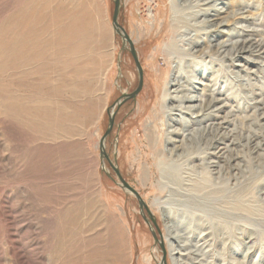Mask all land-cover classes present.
<instances>
[{
  "label": "bare ground",
  "instance_id": "bare-ground-1",
  "mask_svg": "<svg viewBox=\"0 0 264 264\" xmlns=\"http://www.w3.org/2000/svg\"><path fill=\"white\" fill-rule=\"evenodd\" d=\"M45 3L46 8H49L51 3L55 4L51 18L43 15L41 0L33 2L34 5L29 6L30 8L23 0H19L15 15L5 19L0 26V181L6 180L8 175L10 177L14 175V183L21 182L27 172L26 153L30 151L35 154L41 150L44 161L39 160L40 163L37 165L33 163L32 169L34 172L39 168L47 170L45 179L41 181L50 180V183H57L60 176L54 156L57 148L53 145L56 146L58 140H72L77 136L76 131L71 128L74 118L77 117L76 106L72 103L75 96L69 92L75 90L76 77L82 76L87 80L85 90L93 87L95 81L91 76H95V67L99 62L97 50H102L104 58L102 61L106 63V59L111 55L109 52L112 42L111 27L103 22L100 11H103L106 17L105 6L101 7L98 0H90L87 8H81L74 0H46ZM221 4L227 3L225 0H170V23L167 27L169 40L159 49V54L167 66L166 74L169 78L165 82L161 81L162 111L168 116L172 110H176L190 117V119L180 117L182 125L186 128L183 133H179L180 146L174 145L170 153L165 150L167 155L163 158L159 155V163L154 171L157 177L153 190L155 201H150L151 207L157 211L164 223L165 240L172 264H213L218 259L215 249L219 241L230 238V226L239 228L240 223L245 220L238 214L232 215L233 212L226 210V206L220 208L217 203L225 198L228 191L224 188L226 184L221 181L225 178L224 168L228 169L226 180L230 175L236 174L229 173V170L238 171L240 177L248 171L247 166L242 168L244 166L239 164L241 161L244 165L249 163L248 159L236 154L235 147L247 149V152L252 151V154L258 151H260L258 155L264 153V123L260 122L264 119V97L257 100L254 95L259 94L252 91L244 96L254 109V119L251 120L254 127H248L246 134L236 131L238 130L236 125L230 119L234 116L231 114L233 110L223 116L219 115L226 105L219 104L231 99V92L224 95L225 98L216 97L222 94L217 89L220 83H224L223 88L227 90L228 84L233 85L234 82L240 86L253 85L251 83L253 78L248 76L254 71L246 70L245 77L239 76L229 69L228 65L223 64L222 59L239 66L233 64V60L242 58L252 62L259 73L264 74L263 42L248 44L250 42L246 39L231 45L228 50L223 51L221 60L219 58L217 60L222 63L221 68L225 67L224 71H227L231 81L225 84V81H220L216 76L208 79V83L200 84L202 86L201 89L198 88L200 95L196 97L187 95L191 89V81H187V78L194 69L193 59L205 56L207 51L200 48L185 50L183 45H197L198 41H194V38L200 32L206 35L222 32L220 29L225 26V22L223 19L218 21V15L223 10L222 7H217ZM239 9L232 11L230 16L248 20V17L242 15L246 11L240 12ZM190 32H193V35H190ZM215 38L216 36L208 37V49L213 47L211 42ZM215 46L216 52L222 54L220 50L224 47V42L218 41ZM246 54L260 61H253L245 57ZM104 73L105 71L98 69L96 76L103 79ZM32 76L34 78H31ZM254 77L260 78L256 74ZM171 86L174 88L170 89ZM13 87L19 90L12 91ZM24 87L32 89L30 91L33 93L28 92L30 95L28 98L20 94ZM57 92L63 95L57 97L55 96ZM34 95H38L35 101L31 100ZM23 100L28 104L23 105ZM168 100L176 102L177 105L169 108L165 105ZM98 114V110L90 109L89 124L96 120ZM12 121L27 122L33 127V133L26 140L13 142L8 130V125ZM177 122L181 123L180 120ZM229 124L233 125V129L228 130ZM173 143H177L176 140ZM51 149V156L49 154L45 156ZM85 150L80 151L82 169L88 168L83 178L86 184L95 185L93 178L96 176L97 161L91 159ZM14 154L16 155L13 158ZM198 165L212 179L210 182L207 181V186L203 185L206 183L197 181ZM34 181L40 179L36 177ZM46 189L41 187V192ZM1 191L8 200L0 207V219L4 224L6 243L16 264H66V262L93 264L96 253L91 249L93 242L96 236L106 235L110 238L111 264H127L128 243L124 238V232L116 223L107 224L108 220L113 221L114 217L108 210L103 209V206L99 207L103 212L101 214L100 210L95 211L97 209L95 204H91L94 215L90 218L92 222L90 226L79 224L82 215L79 210L73 207H67L61 213L58 210L56 217L63 221L60 239L53 240L52 237L46 241L43 236L46 229L41 225L40 237L38 228H34L33 222L28 218V210L22 202L23 195L15 192L14 198L10 200L13 194L4 191L3 188H0ZM235 197L226 199L232 203L233 200L245 196ZM206 203L211 204V207L209 208ZM204 208L217 215L220 212L222 214L211 218L204 212ZM239 211L247 215L246 209ZM42 213L50 215L48 211ZM44 217L41 214V220ZM253 234L247 236V239L251 240ZM247 249L246 253L249 254L253 248L250 246ZM222 256L219 257L222 264H245L243 261L240 263L230 257H224L223 254Z\"/></svg>",
  "mask_w": 264,
  "mask_h": 264
},
{
  "label": "rangeland",
  "instance_id": "rangeland-1",
  "mask_svg": "<svg viewBox=\"0 0 264 264\" xmlns=\"http://www.w3.org/2000/svg\"><path fill=\"white\" fill-rule=\"evenodd\" d=\"M23 1L25 4H28V7H32L34 5L33 2L37 0ZM74 1L81 8H87V5H90V0ZM98 1L101 7L104 8L105 6L106 17H104V12L100 11L103 22L111 27L112 42L109 50L111 55L106 59V63L102 61L104 60L102 50H97L96 56L99 58V62H97L95 67V76H91L94 79L93 81H95L93 87L85 90L84 87L87 80L82 76L79 78L76 77L75 90L74 92H69V94L75 96L72 99V103L76 106L75 111L77 117L74 118L75 121L71 125V128L76 131L77 136H74L72 140H58L56 146L53 145V147L57 148L54 156H56L58 175L60 176L57 183H50V180L41 181L45 179L47 170L45 171L43 168H39L34 172L32 169V166H34L33 163L37 165L44 159V154L39 150L35 154L30 151L26 153L27 172L24 174L21 182H15L18 183L16 185L14 183L15 176L10 177L8 175L6 176V180L0 181V188L10 192L11 195L13 194L10 200L14 198L15 192L23 195L22 202L28 210L27 216L33 222L34 228H38L40 237L41 225L46 229L43 234L46 241L52 237H54L53 240L60 239L63 221L56 217L58 210L61 213L65 208L73 207L82 214L79 219V224L90 226L92 223L90 218H93L94 215L91 209L93 205L91 204H95L97 208L95 211L100 210L99 207L103 206V209L108 210L110 212L109 214L114 217L113 221L112 219L109 221L108 216L107 224L116 223L120 227V230L124 232V238L128 243V249L126 251L128 254L127 264H159L162 259V250L158 244H155L150 227L142 219L137 200L134 196L123 191L110 179V177L115 179L113 171L107 161L104 160L102 162L100 160L99 140L108 128L107 110L123 94H130L137 88L138 73L128 51V45L123 46L121 38L113 30L111 22L114 9L113 0ZM45 2L46 0H41V11L47 18H51L55 4L51 3L50 7L46 8ZM18 3L19 0H0V26L5 19L7 20L12 15H15L19 6ZM169 3L170 0H120L117 21L133 42L143 72V83L141 90L134 99L127 100L119 108L113 110L115 111L113 127L104 142V150L110 161L118 168L122 178L139 193L152 214L160 236L153 226L152 229L156 232V237L159 240L161 239L163 243L166 264H172V261L165 240L164 223L157 211L150 205V201H155L153 190L157 177H155L154 171L156 165L159 163V155L163 158V156L167 155L165 150L170 153L174 145L180 146V143H178L181 139L179 133H183L184 129H186L182 125L180 117L190 119L189 115L180 114L176 110H172L168 116L162 111L163 85L161 81L165 82L169 78L166 74L167 66L163 61V57L159 54V49L163 43H167L169 40L167 35V27L170 23ZM225 3L227 4L217 5V7H222L221 10H223L218 15V21L223 19L225 22V26L220 29L222 32L219 34L212 32L207 35L200 32L194 38V41H198L197 45H183L185 50L200 48L207 51L205 56L194 57L193 59L194 69L191 70L187 78V81H191V89L188 90L187 95H194L195 97L200 95V91L198 90V88L201 89L202 87L200 84H206L208 83V79L215 78L216 76L220 81H225V84H228L231 79L227 75V71H224L225 67H220L221 62L228 65V68L236 72L237 75L239 74V76L245 77L246 70L254 71V73L248 76L251 79L253 78L251 81L253 85L251 86H240L234 82L232 83L233 85L228 84L229 90L223 88L224 83L218 84L217 87L222 94L216 95V97L225 98L224 95L228 92H231L232 96L231 99H226L219 104H226L223 111L221 113L219 112V115L223 116L227 112H231L230 110H233L234 112H231V114H234V116L230 119L236 125L238 129L236 131L246 134L249 128L254 127L251 121L254 119V109L252 105L248 104L250 101L244 96L252 91L259 94L254 95L255 99L259 100L264 97V74L259 73L258 68L252 62L245 61L242 58L233 60V64H238L239 66L232 65L227 59H222L221 62L217 60L218 58L221 60L224 54L223 51L228 50L237 41L247 39L250 42L248 44L257 42L264 43V0H225ZM237 9L240 12L245 10L246 12L242 15L249 19H238V16L231 17V12ZM211 29L215 28L211 27ZM190 35H193V32H190ZM211 36H216V38L211 42L213 47L208 49V37L210 38ZM218 41L224 42V47L220 50L222 54L220 55L216 52L217 47L215 46ZM245 57L253 61H260L248 54ZM98 69L105 71L103 79L102 77L99 78L102 81L98 79V75L96 76ZM254 74L259 75L261 79H256ZM31 78L34 77L32 76ZM172 88L174 87L171 86L170 89ZM15 89L18 88L13 87L12 91ZM30 90L24 87L20 94L28 98L30 97L28 92L33 93ZM62 95L61 92L55 94L57 97H61ZM37 97L38 95H34L31 97V100L35 101L34 99H37ZM25 101L23 100V105L24 103L25 105L28 104ZM165 105L171 108L177 104L174 101L168 100ZM92 108L98 110L99 114L96 120L92 124H89L88 116ZM177 120H180L181 123L177 122ZM260 122L263 124L264 119H261ZM8 126L9 136L16 143L29 138L34 130L27 122L18 123L12 121ZM230 129H233L232 124H229L228 130ZM174 140L177 143H173ZM82 149H86L85 151L91 159L94 158L97 161V165H95L96 176L93 178L96 182L95 185L86 184L83 178L88 168L82 169L80 158V151ZM235 151L236 154L248 159L249 163H245V165L244 162H239L240 165L244 166L242 168L247 166L246 170H248V173L246 172L240 177L238 171L229 170V173L236 174L234 176L230 175L229 179L226 180L228 177V173H226L228 169L227 167L226 169L224 168L225 178L221 181L223 184H226L224 188L228 191L225 194V198L217 203L220 208L226 206L225 209L231 211V213L233 212L232 215L235 216L238 214V216L240 215V217L245 218L246 221L244 220L240 223L239 228L230 226L229 231L231 236L230 238L227 237L219 241L215 249V255L218 259L213 264H222V260L220 259L223 257L222 254L224 257H230L232 260L240 263L243 261L245 264H264V153L258 155L260 153L258 151L252 154V151L248 150L247 152V149H242L241 147H235ZM48 154L51 156L52 149L45 156ZM90 169L92 170L93 167L91 166ZM198 170L200 171L198 172ZM196 171L197 181L206 183L203 185L207 186V181L210 182L212 179L200 169L199 165ZM36 177L40 181H34ZM41 187L47 189L41 192ZM233 196L245 197L233 200L232 205L228 201L229 199L226 198ZM7 200V196L1 191L0 207H3ZM206 204L209 205V208L211 207V204ZM242 209L247 210V215L239 213V210ZM44 211H48L50 215L46 216L45 213H42ZM99 212L101 214L103 213L101 210ZM204 212L209 217L211 216V218L222 214L220 212L217 215L213 211H208V208H204ZM41 214L45 216L42 220ZM248 227L254 230H250ZM197 231L200 233V229ZM251 234H253L252 238L248 240L247 236H251ZM109 239L108 235L105 237L96 236L91 248L96 251L93 264L112 263ZM39 242L41 244V241ZM250 246L253 249H250L251 253L247 254V248ZM0 264H16L6 243L5 228L1 219ZM66 264L70 263L66 262Z\"/></svg>",
  "mask_w": 264,
  "mask_h": 264
},
{
  "label": "water",
  "instance_id": "water-1",
  "mask_svg": "<svg viewBox=\"0 0 264 264\" xmlns=\"http://www.w3.org/2000/svg\"><path fill=\"white\" fill-rule=\"evenodd\" d=\"M113 4H114V9H113V14H112V27L113 30L115 32V34H117L123 43V46H125L126 44L128 45V51L134 61L137 73H138V86L137 88L130 94H123L115 103H113L111 105V107L107 110L108 113V128L106 129L105 133L103 134V136L101 137V139L99 140V149H100V160L103 162L104 160L108 162L111 170L113 171L114 175H115V179L111 178L112 181L114 183H116L123 191L129 193L130 195L134 196L135 199L138 202V207H139V212L140 215L142 217V219L144 220V222L150 227L151 230V234L152 237L154 239L155 244H158L162 250V259L161 262L159 264H166L165 263V250L163 247V243L161 241V239L159 240L156 237V232L158 233V235L160 236L159 230L157 229V225L156 222L152 216V214L150 213L147 205L145 204V202L142 200V198L140 197L139 193L129 185V183H127L122 176L119 173L118 168L110 161L108 155L105 153L104 150V142L106 137L109 135L112 127H113V122H114V116H115V108H119L122 104H124L127 100H132L136 97V95L139 93V91L142 88V83H143V72H142V68L140 66V63L138 61V57L133 45V42L131 41V39L129 38V36L126 34V32L124 31V29L118 24L117 18H118V13H119V8H120V0H113ZM152 226L156 229V232L152 229Z\"/></svg>",
  "mask_w": 264,
  "mask_h": 264
}]
</instances>
